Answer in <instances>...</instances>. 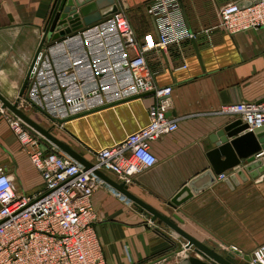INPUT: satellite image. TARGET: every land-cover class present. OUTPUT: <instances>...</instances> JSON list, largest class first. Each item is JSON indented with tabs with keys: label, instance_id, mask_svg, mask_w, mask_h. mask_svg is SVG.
<instances>
[{
	"label": "crops",
	"instance_id": "obj_1",
	"mask_svg": "<svg viewBox=\"0 0 264 264\" xmlns=\"http://www.w3.org/2000/svg\"><path fill=\"white\" fill-rule=\"evenodd\" d=\"M178 1L194 38L171 45L166 52L149 49L146 59L157 85L173 87L168 116L178 121L179 129L152 144L157 166L130 179L105 175L197 241L216 250L233 246L249 255L264 244V171L260 168L253 171L255 175L246 172L243 181L237 172L247 167L244 162L224 173L228 179L235 174L236 182L220 181L218 176L215 185L180 208L169 203L191 180L211 169L208 153L216 148L213 137L238 120L221 115V108L264 100V28L229 35L219 27L223 7L247 0ZM53 2L0 0V169L14 178L19 194L26 196L42 191L43 182L29 160L28 148L8 123L7 117L14 113L5 102L38 127L23 121L45 153L71 157L63 145L90 162L95 161V152L118 145L146 127L148 111L156 102L149 93L109 104L130 86L120 42L108 43L117 39L116 34L95 43L89 42L93 38L83 39L67 53L48 51L32 87L28 75L35 57L49 45L43 44L44 30ZM152 2L116 0L119 11L131 18L140 45H155L160 39L156 17L150 13ZM142 10L147 14L145 22L136 20ZM78 91L88 94L82 95L85 101L74 112L63 110ZM128 194L106 182L93 199L107 264H179L191 256L201 258L192 253L193 247L171 256L183 245L177 232L139 208Z\"/></svg>",
	"mask_w": 264,
	"mask_h": 264
},
{
	"label": "built area",
	"instance_id": "obj_2",
	"mask_svg": "<svg viewBox=\"0 0 264 264\" xmlns=\"http://www.w3.org/2000/svg\"><path fill=\"white\" fill-rule=\"evenodd\" d=\"M150 13L156 17L160 32L155 45L139 44L123 12L111 18L132 81L129 89L119 96L127 99L128 95L137 97L153 93L156 102L148 111L149 123L118 145L95 152V161H89L91 169L87 170L71 157L45 153L22 119L15 114L7 117L12 131L28 148L29 160L40 173L43 189L34 196L21 195L14 178L0 169V264H107L96 229L97 214L93 204L96 192L106 182L96 172H110L130 179L157 166L159 159L152 144L179 129L178 121L168 116L173 87L157 85L146 53L152 48L166 52L171 45L194 36L186 28L178 0H153ZM219 20V27L229 35L264 28V0L245 8L229 4L219 11ZM46 53L47 48L31 65L28 77L33 85L39 78ZM129 91L131 93L125 96ZM83 94L88 95L81 93L80 97L70 99L64 109L76 110L85 101ZM220 114L237 116L248 126L249 132L264 128V101L227 105L221 108ZM263 159L264 148L254 155V161ZM226 179L225 174L219 176L220 181ZM261 255L264 257V248L257 252L263 264Z\"/></svg>",
	"mask_w": 264,
	"mask_h": 264
},
{
	"label": "water",
	"instance_id": "obj_3",
	"mask_svg": "<svg viewBox=\"0 0 264 264\" xmlns=\"http://www.w3.org/2000/svg\"><path fill=\"white\" fill-rule=\"evenodd\" d=\"M259 3V0H247L240 4L241 8L249 7L252 4ZM119 6L116 0H54L51 11L49 13L46 26H45V39L49 43L47 45V52H62L67 53L72 50V45L81 43L83 39H91L90 43L101 42L107 40L113 34H116V30H111L114 26L112 21V16L119 13ZM184 18L185 14L183 12ZM186 20V18H185ZM115 42H120V39H112L109 44ZM102 49V46H100ZM117 50V49H116ZM118 50H123L122 45L119 46ZM47 54V53H46ZM46 56L44 57L45 60ZM123 68L128 69V64L123 65ZM129 74V73H128ZM132 84V81H129ZM33 87V84H32ZM134 92V91H133ZM131 93L129 91L127 94ZM32 95H37V92H33ZM81 93L78 91L76 95L70 96L69 100L72 98L80 97ZM139 95L137 97H141ZM128 98V97H126ZM2 99V98H1ZM4 101V99H2ZM30 100V99H29ZM116 100L117 103H114ZM128 99H121V96L109 100V104H118L119 102H124ZM264 101V100H262ZM5 102V101H4ZM5 105L20 119L30 126L36 127L30 119L17 109L15 105H11L5 102ZM66 110V109H63ZM74 108H71V112H74ZM52 118V117H51ZM55 122L61 123V120L52 118ZM38 128V127H36ZM50 137V136H48ZM51 138V137H50ZM213 141L216 144V148L208 153V158L211 163V169L205 171L201 175L197 176L189 182L188 185L183 187L181 191L171 199L169 206L178 209L191 200L195 195L202 193L208 188L212 187L217 182V177L239 168L244 162H246L247 167L244 170H239L237 176H239L243 181H247L245 173L248 172L255 175L253 171L259 170L264 171V159L260 161H254V155L257 154L262 148H264V128L256 129L254 132L248 131V126L244 124L241 120H236L223 130L219 131L214 137ZM63 150H65L72 159L76 162L82 164L87 170L92 168V165L85 158L76 154L74 151L66 146L60 145ZM96 174L103 179L105 182L112 184L119 191L128 194L123 187L113 183L105 174L101 172H96ZM228 183L230 181L236 182V175H230L229 179L226 180ZM128 196H130L128 194ZM137 204L139 208L147 211L148 214L153 215L155 218H159L162 222L170 226L173 230L179 233L181 236L185 237L189 243L186 246L179 244V250L173 253L171 256L178 255L186 250L196 247L207 255L211 260L219 264H231L223 256L217 253L215 248L210 247L208 244H203L192 236L188 235L182 231L177 225L171 222L170 219L158 213L151 207L137 200L136 198L130 196ZM175 219L182 222L178 216L175 215ZM229 257H241L247 261H251L248 255L239 251L237 248L230 246ZM154 264V263H152ZM179 264H211L201 258L191 256L184 259Z\"/></svg>",
	"mask_w": 264,
	"mask_h": 264
},
{
	"label": "rangeland",
	"instance_id": "obj_4",
	"mask_svg": "<svg viewBox=\"0 0 264 264\" xmlns=\"http://www.w3.org/2000/svg\"><path fill=\"white\" fill-rule=\"evenodd\" d=\"M125 15L128 17V15L126 13H125ZM137 16H138V18L136 19L137 21L143 20L145 22V21L148 20L147 14H146V12L144 10L139 12ZM128 19L130 20L131 18L128 17ZM44 46H45V44H44ZM175 235H176V238L183 243V245L186 246L189 243V241L185 237L181 236L179 233H175ZM203 244H205V243H203ZM223 248H225V247H219V249L216 250V251H217V253H219L221 256H223L231 264H261V262L259 261L260 259L257 257V252L259 250H261L262 248H264V244L261 245L256 251H254L253 253H250L248 255L251 258V261H247V260H245L244 258H241V257L231 258V257H229V253H231L230 250L228 248H225L226 250H224ZM192 253L197 255V256H199V257H201V258H203V259H205V260H207V261H211L213 264H219V263L211 260L207 255H205L202 251H200L196 247H193V252ZM261 257H262L261 260L264 262L263 255H261L260 258Z\"/></svg>",
	"mask_w": 264,
	"mask_h": 264
}]
</instances>
